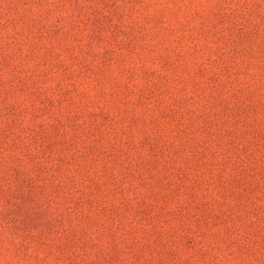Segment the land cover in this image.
<instances>
[{
  "label": "rangeland",
  "instance_id": "obj_1",
  "mask_svg": "<svg viewBox=\"0 0 264 264\" xmlns=\"http://www.w3.org/2000/svg\"><path fill=\"white\" fill-rule=\"evenodd\" d=\"M0 264H264V0H0Z\"/></svg>",
  "mask_w": 264,
  "mask_h": 264
}]
</instances>
